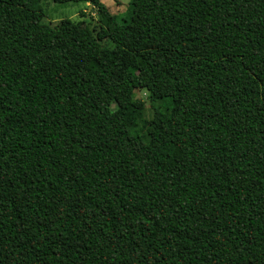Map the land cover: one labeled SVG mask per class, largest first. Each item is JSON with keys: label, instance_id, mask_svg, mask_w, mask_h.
Here are the masks:
<instances>
[{"label": "trees", "instance_id": "trees-1", "mask_svg": "<svg viewBox=\"0 0 264 264\" xmlns=\"http://www.w3.org/2000/svg\"><path fill=\"white\" fill-rule=\"evenodd\" d=\"M40 1L0 0V264H264V0Z\"/></svg>", "mask_w": 264, "mask_h": 264}, {"label": "rangeland", "instance_id": "rangeland-1", "mask_svg": "<svg viewBox=\"0 0 264 264\" xmlns=\"http://www.w3.org/2000/svg\"><path fill=\"white\" fill-rule=\"evenodd\" d=\"M101 2L108 8L109 12L115 16H122L130 0H101ZM38 8L42 11L44 18L42 23L46 25H53V23L61 19H73L82 20L88 18L90 20L91 27L97 24V14L94 8L85 3H64L58 4L49 0L40 1ZM84 12L85 17L80 13ZM104 46L111 47V43L107 40L101 42ZM134 98L140 100L143 104V121L149 124L157 113V109L154 103L148 96L145 90L137 89L134 92ZM142 127V123L139 124Z\"/></svg>", "mask_w": 264, "mask_h": 264}]
</instances>
